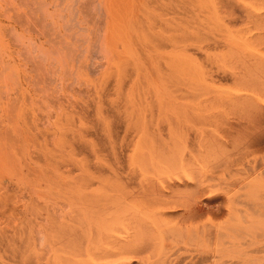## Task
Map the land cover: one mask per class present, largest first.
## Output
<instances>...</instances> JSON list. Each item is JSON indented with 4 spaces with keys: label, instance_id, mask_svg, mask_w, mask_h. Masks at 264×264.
Wrapping results in <instances>:
<instances>
[{
    "label": "rangeland",
    "instance_id": "rangeland-1",
    "mask_svg": "<svg viewBox=\"0 0 264 264\" xmlns=\"http://www.w3.org/2000/svg\"><path fill=\"white\" fill-rule=\"evenodd\" d=\"M262 243L264 0H0V264Z\"/></svg>",
    "mask_w": 264,
    "mask_h": 264
},
{
    "label": "bare ground",
    "instance_id": "bare-ground-1",
    "mask_svg": "<svg viewBox=\"0 0 264 264\" xmlns=\"http://www.w3.org/2000/svg\"><path fill=\"white\" fill-rule=\"evenodd\" d=\"M262 120V119H261ZM260 120V121H261ZM259 123V122H258ZM255 143H256V141H255ZM226 173V172H225ZM213 177H215V176H213ZM220 180V179H219ZM200 185V184H199ZM253 191V190H252ZM237 201V200H236ZM242 203V202H241ZM245 205V204H244ZM251 205V204H250ZM253 205V204H252ZM248 206V205H247ZM200 210H202L201 208H199ZM213 209V208H212ZM252 209V208H251ZM216 210V209H215ZM218 210V209H217ZM256 210V209H255ZM255 212V211H254ZM253 212V213H254ZM262 214V213H261ZM255 216V215H254ZM249 217H251L250 215H249ZM182 236V235H181ZM251 236V235H250ZM253 243H255V242H253ZM250 244H252V243H250ZM262 244H264V243H262ZM260 245H261V243H260ZM262 247V246H261ZM263 247H264V245H263ZM263 249V248H262ZM201 260V259H200ZM197 261H199V260H197ZM202 261V260H201ZM204 261V260H203ZM144 263V262H143ZM193 264H194V262H192ZM192 263H189V264H192ZM196 264V263H195Z\"/></svg>",
    "mask_w": 264,
    "mask_h": 264
}]
</instances>
